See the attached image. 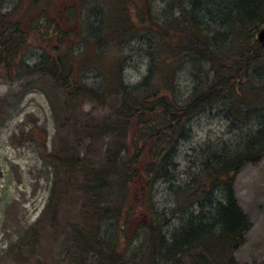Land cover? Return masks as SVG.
<instances>
[{"label": "trees", "instance_id": "16d2710c", "mask_svg": "<svg viewBox=\"0 0 264 264\" xmlns=\"http://www.w3.org/2000/svg\"><path fill=\"white\" fill-rule=\"evenodd\" d=\"M55 2L59 11L62 4L72 10L76 20L81 14L82 32L76 38L84 49L80 55L59 51L48 64L40 57V66L23 64L24 72L67 75L70 83L63 89L65 109L74 116L72 132L88 139L89 150L101 135L111 140L97 161L69 149L53 155L51 194L35 224L49 221L54 233L63 196L77 183L80 206L62 225L70 243L68 264H240L235 254L252 220L239 203L235 181L247 164L264 158V47L257 39L264 26V0ZM13 25L14 33L7 31L0 39V62L4 56V66L18 71L22 66L14 62L13 48L21 25ZM50 26V37L59 40L54 48L60 50V18ZM106 46L129 51L122 55L113 49L108 55ZM133 53L143 54L147 70L138 82L127 83L124 66ZM82 101L106 111H85ZM219 102L229 126L240 132L234 139L206 144L202 158H195V170L183 183H172L177 148L190 136L192 118ZM51 103L59 117L62 109ZM80 114L82 120L75 117ZM68 172L64 184L61 174ZM155 178L174 192L171 208L144 204ZM115 179L119 184L113 192ZM128 233L141 240L133 249Z\"/></svg>", "mask_w": 264, "mask_h": 264}, {"label": "rangeland", "instance_id": "374dc122", "mask_svg": "<svg viewBox=\"0 0 264 264\" xmlns=\"http://www.w3.org/2000/svg\"><path fill=\"white\" fill-rule=\"evenodd\" d=\"M72 2L67 0L69 5ZM74 16L75 13L66 9L64 4L59 11L55 0H0V39L7 31L9 36L14 33L13 24L19 22L21 31L17 32V39L14 40L17 46L13 48L16 51L13 60L22 66L18 71L13 66L5 67L4 56L0 62V264H68L66 246L70 243L62 225L73 217L80 206L81 193L74 190L77 183L63 196L54 233L49 221L35 224L51 194L57 165L54 156L58 150L69 149L81 155L91 154L97 161L101 157V149L111 140L101 135V140L94 144L93 150H89L88 139L82 133L75 135L72 132L70 121L74 116L65 109L68 97L63 89V85L69 82L67 75L57 71L60 76L55 77L47 70L32 75L24 72L23 64L38 67L40 64L36 63L43 56L48 64L51 62L49 58H56L59 51L64 53L70 49L81 54L84 45L76 36L82 32L78 25L82 16L79 14L78 20ZM54 17L61 20L59 35L64 46L60 50L54 48L59 43L58 38L50 37V23H53ZM74 30L77 31L74 33ZM113 49H120L122 55L129 51L128 47L122 51L121 46H106L104 52L112 55ZM142 55L133 53L131 59L127 58L124 66L127 83H136L145 74L147 60ZM105 61L110 62V59L106 57ZM205 68L208 70L207 65ZM51 100L54 106L62 109L59 117L54 115ZM82 102L84 110L92 108L91 112L95 115L106 111L98 104L93 107L91 102ZM224 112L225 105L219 102L192 118L190 136L177 148V180L172 179V183H183L188 177L187 172L195 170V158H202L206 144L237 137L240 130L229 126ZM83 116L75 115L79 120ZM247 126L241 130H246ZM129 150L132 153V149ZM70 176L71 172L62 173V182L65 184ZM118 184L115 179L113 192L117 191ZM149 185L144 204L154 207V210L173 205L174 192L168 182L155 178ZM235 191L240 205L252 220V228L246 242L236 252V259L240 264L261 263L264 261V158L259 163L247 164L241 170L235 181ZM107 226L106 229L109 228ZM135 230L133 227V233ZM128 234V243L133 249L141 240ZM26 254L32 255L28 257Z\"/></svg>", "mask_w": 264, "mask_h": 264}, {"label": "water", "instance_id": "95a60500", "mask_svg": "<svg viewBox=\"0 0 264 264\" xmlns=\"http://www.w3.org/2000/svg\"><path fill=\"white\" fill-rule=\"evenodd\" d=\"M257 38L261 42V45L264 46V26L258 30Z\"/></svg>", "mask_w": 264, "mask_h": 264}]
</instances>
